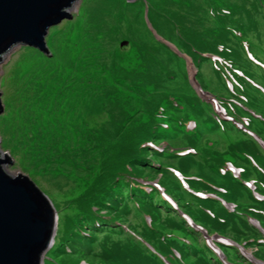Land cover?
I'll return each instance as SVG.
<instances>
[{
	"label": "trees",
	"instance_id": "16d2710c",
	"mask_svg": "<svg viewBox=\"0 0 264 264\" xmlns=\"http://www.w3.org/2000/svg\"><path fill=\"white\" fill-rule=\"evenodd\" d=\"M138 3L141 4L143 24L151 39L156 40L146 26L144 8L147 4L148 18L155 28L162 19L157 1L139 0ZM181 3L186 2L181 0ZM258 5L262 7L264 18V0H259ZM127 11L125 6L118 21L111 26L80 18L78 23L68 24L65 28L54 27V32L47 38L48 55L29 48L23 60L22 66L30 65L26 72L34 75V80L56 73L57 81H62V87L67 88V95L72 92L77 102L85 105L87 101L89 112L97 113L96 101L102 103L104 99L108 100L104 109L110 118L105 130L109 139L105 141L110 153L104 166L95 175V181L76 198L68 201V204L74 205L76 215L68 217L65 237L61 238L49 256H72L66 264H80L82 261L89 264H164L160 256H166L168 262L176 264L183 258L187 264H222L215 252L206 245L201 233L179 215L180 210L185 211L209 235L218 234L237 243L245 242V248L250 247L263 255L257 248L264 247V235L248 222V217L264 224V201L257 200L251 189L241 183V178H254L259 191L264 194L263 149L233 123L218 121L212 109L198 99L200 110L202 108L209 114L206 119L208 127L215 132L219 131L220 126L227 128L223 134L225 144L220 145L211 140L205 132H201L195 111H189L186 107L194 104V96L185 92L159 91L163 83L176 79H171L172 72L166 67H155L152 55L155 56L156 45L144 35L134 41L133 49L126 53L114 45V41L127 39L126 35L120 33L127 21ZM172 12L184 26V33L180 30L179 44L181 51L189 55L198 68V82L200 78L202 81L203 70L207 66L220 80L219 69L226 71L233 77L232 88L233 83L236 86V89H231V96L236 100L242 94L246 96L244 102H239L246 105L247 111L240 107L235 113L250 116L252 127L264 137L263 101L252 93L264 96L256 88L247 85V76L235 72V69L244 70L249 61L245 52L246 47L253 45L248 38V33L255 28L252 14L244 5L236 3H231V9L210 8L207 14L200 11L192 15ZM262 32L264 34V30ZM256 48L259 50L260 45ZM205 54L218 55L228 65L224 68L214 66L219 62ZM175 57L182 63V75L187 81L185 62ZM159 67L166 69V75L158 72ZM244 71L246 75L255 77L249 71ZM259 71L263 75L259 78L264 81V71L260 68ZM142 82L152 85L148 89L153 92L152 96L143 91ZM223 86L228 90L224 82ZM204 89L208 90L206 87ZM135 100H145L146 103H137ZM251 110L260 118L250 114ZM192 120L197 123L190 130L187 123ZM127 123L133 126L132 133L123 130ZM186 133L189 134L186 139L190 147L194 150L198 148L201 153L195 151L180 156L178 149L184 146L179 134ZM149 144L165 146L159 150ZM228 163L242 168L241 178L234 177L228 170L221 174ZM174 164L178 168L172 167ZM194 167L200 175L193 171ZM170 168H176L182 175L188 176L189 189L192 191L181 186V181ZM155 180H158L161 191L174 200L176 209L157 186L150 184ZM197 191L207 196L200 198L195 194ZM211 195L235 204L234 210L229 211ZM133 213L138 218L136 223L130 218ZM146 217L150 220L149 224ZM152 242L157 246L154 251L147 246ZM217 246L229 262L253 264L243 258L235 247L220 243ZM174 251L179 253V257Z\"/></svg>",
	"mask_w": 264,
	"mask_h": 264
},
{
	"label": "rangeland",
	"instance_id": "374dc122",
	"mask_svg": "<svg viewBox=\"0 0 264 264\" xmlns=\"http://www.w3.org/2000/svg\"><path fill=\"white\" fill-rule=\"evenodd\" d=\"M156 1L159 7L158 13L162 16V19L155 25V28L162 41L151 39L150 33L146 30L142 21L141 8L139 7L141 4L138 1L128 3L126 0H76L73 4L75 7L72 6L69 11L71 18L51 27L48 35L54 32V27L65 28L68 24H74L76 21L78 23L80 18H88L106 26L108 24L110 26L115 25L119 14L126 6L128 9L126 13L127 21L123 24L124 29L120 33L126 35L127 40L131 41L132 49L134 41H137L143 35L151 43H154L157 47L155 56L152 55L155 67L158 65L166 67L172 72L171 79H177L182 77L181 73H178L182 69V63L180 64L178 60H175L174 53H177L167 44L172 43L181 51L179 36L181 35L180 30L184 33L182 29L184 26L180 24V19H176L172 11L186 15H192L196 11L207 14L210 8L215 10L231 9V3H236L244 5L245 9L252 14L255 28L248 33V38L253 44L251 46L253 55L259 61L264 62V34L262 32L264 30V18L261 12L262 7L258 5L259 0H184L185 4H182L181 0ZM243 17L246 21L247 17L245 15ZM146 26L150 31L147 24ZM119 42L114 41V45L118 48H120ZM257 45H260L259 50L256 48ZM24 46L16 45L12 47L0 61L1 107L3 106L5 110L0 114V149L7 153L12 161L11 164L7 165V172L14 176L18 174L25 175L34 180L37 186L53 202L58 215L54 245L58 246L61 238L65 237L67 232L68 217L76 215L74 205L68 204V201L76 198L89 184L91 185L95 181L97 178H95V175L104 166L105 159L110 153L105 141V139H109L105 130L109 125L110 118L104 109L108 104V100L104 99L102 103L99 100L96 101L97 113L89 112L87 101L85 105L82 102H77L75 94L72 92H68L69 95H67V88L62 87V81H57L58 76L56 73L34 80V75L26 72L27 67H30V65L28 64L27 67L22 66L23 60L25 61V56L30 50L29 47ZM163 67H159L158 72L166 75L167 71ZM190 69L193 70L191 66ZM219 70L222 80L207 66L203 70L204 76H202V81H200V78L199 83L221 99L231 100L230 102H223V104L230 110L239 111L242 106L233 101L231 96L233 77L223 69ZM244 70L255 76L253 81L247 80V85L253 88L259 84L258 86L262 87V95L264 96V81L259 78L263 75L258 73L259 66L257 63L253 60L248 61ZM154 74L156 76V70ZM47 76H50V78L45 79ZM128 82L132 81L128 80ZM223 82L228 90L224 89ZM133 83L136 87V82L133 81ZM141 84L143 91L152 96L153 92L148 91L152 85L145 82ZM118 86L119 84H117ZM233 89H236L234 83ZM159 91L170 93L184 91L186 94L194 96V104L186 105V107L189 111H195V117L201 126V132H205L206 136L217 141L220 145L226 143L223 134L227 128L220 126L219 131L215 132L211 127H208L209 123L206 119L209 114L202 108L200 110L201 104L195 90L188 86V83L184 84V81L179 83L178 80L167 84L163 83L162 89H159ZM252 95L263 101L262 108H264V97L258 93H252ZM240 96L237 100L244 102L246 96ZM135 102L146 103L145 100H135ZM80 106L82 107L79 110ZM141 113L144 112L141 110ZM197 122L192 120L193 124ZM132 127L130 123H127L124 125L123 130L132 133ZM188 136V133L179 134V139L182 140V145L185 148L191 149L186 139ZM178 151L180 156H184V154H181L183 152L180 149ZM195 151L201 153L198 148ZM172 167L178 168L176 164ZM176 168H174L175 172L184 177L185 180L182 181L179 176H174L181 181L180 184L184 189L192 191V189H189L191 185L187 180L188 176L184 173L183 176ZM226 168L228 169V166ZM193 171L197 172L198 170L194 167ZM197 174L200 175V172H197ZM195 194L199 197L200 192L197 191ZM124 200L126 201L125 198ZM179 215L184 218L188 214L180 210ZM135 216V213L130 216L134 223L138 222V218ZM259 222L264 230V224L260 220ZM195 226L201 227L197 224ZM244 243H235L239 253H241ZM150 245L154 250L157 248L153 242ZM246 251L250 252V247H247ZM257 251L263 255L254 251L252 254L253 259L264 263V247L259 246ZM174 253L176 256L179 254L177 251H174ZM52 258L53 260H51ZM52 258L50 257V261L48 260L46 264H66V262L71 261L72 256L60 255L59 257L52 256ZM162 258L167 260L166 256ZM178 262L179 264H187L184 258ZM232 264H235V262Z\"/></svg>",
	"mask_w": 264,
	"mask_h": 264
},
{
	"label": "water",
	"instance_id": "95a60500",
	"mask_svg": "<svg viewBox=\"0 0 264 264\" xmlns=\"http://www.w3.org/2000/svg\"><path fill=\"white\" fill-rule=\"evenodd\" d=\"M74 1L0 0V61L18 44L46 52L45 36L50 27L71 18ZM188 73L191 85L206 100L189 67ZM11 163L9 156L0 152V264H39L54 235L56 212L28 177L7 172Z\"/></svg>",
	"mask_w": 264,
	"mask_h": 264
},
{
	"label": "clouds",
	"instance_id": "9594fccd",
	"mask_svg": "<svg viewBox=\"0 0 264 264\" xmlns=\"http://www.w3.org/2000/svg\"><path fill=\"white\" fill-rule=\"evenodd\" d=\"M127 1V0H126ZM135 1H139V0H135ZM135 1H132V2H135ZM145 1V0H144ZM76 2V0L74 1V3ZM128 3H132V2H129V1H127ZM73 3V4H74ZM73 4L71 5V7L73 6ZM71 7H70V9H71ZM73 7H75V5L73 6ZM144 10H145V19H146V24L148 25V27H149V29H150V31H151V33L153 34V36L156 38V41L157 40H159V41H162L161 40V37L158 35V32H157V30L153 27V25L151 24V22L149 21V18H148V6H147V4H145V8H144ZM70 13V12H69ZM70 15V14H69ZM70 17H71V15H70ZM64 20H67V19H64ZM63 20V21H64ZM63 21H61L60 23H62ZM60 23H58V24H60ZM57 24V25H58ZM57 25H54V26H57ZM53 27V26H52ZM50 29H51V27H50ZM50 29H49V31H50ZM49 31H48V33H49ZM48 35V34H47ZM46 35V36H47ZM45 36V38H44V41H45V50H46V52H42L41 50H39L38 48H36V47H33V46H30V45H28V44H18V45H25L24 47H29V48H33V49H36V50H38L39 52H41V53H43V54H45V55H48V46H47V38L48 37H46ZM49 36V35H48ZM120 41V42H119ZM117 42H119V47L120 48H118L119 50H121L122 52H128L131 48H132V45L130 44V41L129 40H123V39H120V40H118ZM122 43H127V44H125V45H121ZM169 47H171L177 54H175L174 53V55H176L177 57H179L180 59H183L184 60V62H185V71H186V74H187V81L184 79V77H183V75H182V69L181 70H179V72L178 73H181V75H182V78H177L176 80H178L179 81V83H181L182 81H184V84H187V82L189 83V86L191 87V88H193V86L191 85V83H190V78H189V73H188V67H189V72H190V75L191 74H194L195 73V80H196V82H197V84L199 85V87H200V89H201V91L204 93V98L206 99V100H204V99H201L200 97H199V95H198V93L196 92V90H195V93H196V96H197V98L200 100V101H202L203 103H205V104H207L211 109H212V113H213V116L218 120V121H226V122H230V123H233L235 126H236V128H238L241 132H243V133H246L248 136H250L259 146H260V148L261 149H263V151H264V137L259 133V132H257L256 130H254V128L252 127V122H251V119H250V116H248V115H241V116H239L238 114H236L235 112H238L237 110H230L226 105H224L223 104V102H230L229 100H224V99H221L218 95H216V94H214L213 92H211L210 90H206V89H204L203 90V87L201 86V84L198 82V80L196 79V74H197V71H198V68L194 65V63H193V61H192V58L189 56V55H187L185 52H181L179 49H178V47L175 45H173L172 43H169V44H167ZM124 49H126V50H124ZM9 52V51H8ZM246 54V57H247V59L249 60V61H251V60H253V61H255L256 63H257V65L259 66V68L260 69H262L263 71H264V62H261V61H259L258 60V58L257 57H255L254 55H253V51H252V49H251V47H246V52H245ZM184 55V56H186L187 58L185 59L184 57H182V56ZM204 56H206V57H209V58H211L213 61H215V62H219V63H217V65H214V66H217V67H222V68H224L225 66H227L228 65V63L226 62V61H224L220 56H218V55H214V54H205ZM175 60H177L176 59V57H175ZM190 66L193 68V70L192 69H190ZM192 71V72H191ZM235 72L238 74V75H241V76H247V78H246V81L247 80H250V81H253V79L255 78H253V77H250V76H248V75H246L245 74V71L242 69H235ZM258 73H260V71L258 70ZM259 84H257L254 88H256L258 91H260L262 94H263V91H262V87L260 88L259 86H258ZM231 89H233L232 87H231ZM210 91V92H209ZM182 92H184V91H182ZM243 95V94H242ZM245 96V95H244ZM232 99H233V101H236L238 104H240L241 106H242V108H244L246 111H247V107H246V105H244V104H241L238 100H236L235 98H233L232 97ZM245 99H246V97H245ZM0 102H1V105H2V99H1V93H0ZM2 111H4V107L2 106ZM2 113V112H1ZM0 113V114H1ZM250 114H253V116L254 117H256V118H260V115H256L255 114V111H250ZM187 126H188V128L190 129V130H192V129H194V126H195V124H193L192 123V121H189L188 123H187ZM149 146H151V147H153V148H157V149H159V150H161V149H163L164 147L163 146H165V144H163V145H160L159 147L158 146H154L153 144H149ZM181 150V152H183V153H181V154H184V156L185 155H187L188 153H194L195 152V150L193 149V148H191V149H187V148H183V149H180ZM0 151H2L1 149H0ZM1 153H4V154H7V153H5V152H1ZM7 156H8V154H7ZM226 166H228V169L226 168ZM225 166V169H223L222 170V172H221V174H224V172L226 171V170H228V171H230L231 173H233V175H234V177H236V178H241V177H239L240 176V171H242V168H236L233 164H231V163H228L227 165ZM171 171L173 172V174L174 175H177V176H179L176 172H175V170L174 169H171ZM23 176H25V175H23ZM27 177V176H26ZM180 177V179H182V181H184L185 179H183L184 177H181V176H179ZM29 178V177H28ZM30 179V178H29ZM31 180V179H30ZM32 181V183L35 185V187L36 188H38L46 197H47V200L49 201V203L51 204V206H52V208L54 209V211L56 212V223H55V230H54V235H53V238L51 239V241H50V244H49V246L47 247V249L42 253V256L40 257V262H39V264H46V262L50 259V257L52 258V255H50L49 256V254L50 253H52V249H54L55 247H57L56 245H54V243H55V241H56V235H55V233H56V229H57V221H58V215H57V210H56V208L54 207V204H53V202L49 199V197L37 186V184H36V182L34 181V180H31ZM241 183L246 187V188H248V189H251V191L253 192V195L255 196V198L257 199V200H263L264 201V194H262L260 191H259V187H258V184H257V181L253 178V179H248V180H245V179H242L241 178ZM150 184H153L154 186H159L158 185V180H155V181H153L152 183H150ZM159 188V190H160V192L162 193V195L164 196V198L169 202V204L174 208V209H176L177 208V205H176V203L174 202V200L169 196V195H167L166 193H163L162 191H161V189H160V187H158ZM199 195V197H201V198H204L205 196H207V194H204V193H202V192H200V194H198ZM212 197H214V198H217L222 204H223V206L226 208V209H228L229 211H233L234 210V207H235V204H233V203H228V202H226L225 200H223L222 198H219V197H217L216 195H211ZM184 219L186 220V222L188 223V225L189 226H191L192 228H194L196 231H198V232H200L201 233V235H202V238H203V240L205 241V243H206V245L214 252V247H213V242L216 244V246H217V243H220V244H222V245H225V246H228V247H235L236 249H237V246H236V244L235 243H237V242H235L234 240H232V239H230V238H226V237H223V236H220V235H218V234H212V235H209L208 233H207V231L201 226V227H197V226H195V224L196 223H194L193 222V220L187 215V216H184ZM146 221H147V223L149 224L150 223V220H149V218L148 217H146ZM248 222L252 225V226H254L255 228H257V229H259L263 234H264V230H263V228H262V225L260 224V222H259V220L258 219H256V218H253V217H248ZM198 225V224H197ZM198 226H200V225H198ZM209 237H213L212 239L211 238H209ZM224 241V242H228V243H223V242H221V241ZM233 241L232 243H229V241ZM235 242V243H234ZM245 244V243H244ZM244 244H243V248L241 249V253H239V254H242L241 256L243 257V258H245L246 260H248V261H250L251 262V260H252V262L251 263H253V261H255L252 257L250 258V257H247V256H245V255H243V251H246L247 250V248H245L244 247ZM53 245H54V247H53ZM147 246H148V248L151 250V251H154V249L151 247V245L150 244H147ZM53 247V248H52ZM217 248L219 249V251H218V254H216L217 255V257L220 259V261H221V263L222 264H232L231 262H229L228 260H227V258H226V256L224 255V253L222 252V250L217 246ZM50 249H51V251H50ZM246 249V250H245ZM250 252H252V254H253V249L252 248H250ZM48 251H50L48 254H46ZM237 251H238V249H237ZM177 256L179 257V254H177ZM54 257H56V256H54ZM162 258V257H161ZM52 260V259H51ZM162 260H163V262H164V264H171L170 262H168L167 260H165V259H163L162 258ZM50 261V260H49ZM256 262V261H255ZM80 264H89V263H87V261H82ZM253 264H255V263H253ZM264 264V263H263Z\"/></svg>",
	"mask_w": 264,
	"mask_h": 264
},
{
	"label": "bare ground",
	"instance_id": "6f19581e",
	"mask_svg": "<svg viewBox=\"0 0 264 264\" xmlns=\"http://www.w3.org/2000/svg\"><path fill=\"white\" fill-rule=\"evenodd\" d=\"M212 75V74H211ZM213 76V75H212Z\"/></svg>",
	"mask_w": 264,
	"mask_h": 264
}]
</instances>
